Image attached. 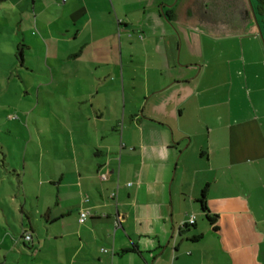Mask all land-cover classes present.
Wrapping results in <instances>:
<instances>
[{"label": "crops", "instance_id": "0c3cea01", "mask_svg": "<svg viewBox=\"0 0 264 264\" xmlns=\"http://www.w3.org/2000/svg\"><path fill=\"white\" fill-rule=\"evenodd\" d=\"M173 1L0 0L17 36L42 37L51 61L44 85L59 94L53 130L27 149L32 163L9 197L19 210L0 214V264H264L261 115L230 109L227 164L200 147L211 166L191 165L204 101L177 28L189 0ZM125 34L142 45L124 52ZM206 187L217 230L198 202Z\"/></svg>", "mask_w": 264, "mask_h": 264}, {"label": "rangeland", "instance_id": "374dc122", "mask_svg": "<svg viewBox=\"0 0 264 264\" xmlns=\"http://www.w3.org/2000/svg\"><path fill=\"white\" fill-rule=\"evenodd\" d=\"M175 3L180 6L182 0H174L172 5ZM186 9L182 26L177 28L183 32V52L189 47L190 62L197 65L194 76H198L196 83L202 91L199 97L204 101V118L194 121L198 135L187 152L188 160L191 165L207 169L213 159L209 161L205 156L199 159L198 149L201 147L205 152L218 149L220 160L217 163L224 166L227 164L225 147L231 122L230 109H237V115L245 118L252 115L251 110L256 108L264 125V16L259 11L257 0H189ZM131 14L132 22H141L145 17L143 10ZM250 15L251 20L248 19ZM3 17L2 14L0 214L3 211L10 214L19 207L16 201L9 202V197L17 198L19 195L23 164L28 166L32 163L28 156L25 159L27 149L37 146L43 132L53 130L52 107L59 94L55 95L52 85H44L49 78L51 61L47 64L42 37L17 36V20L10 19L8 24ZM130 28L138 27L132 25ZM122 42L124 52L133 49L129 43L142 45L137 44L140 43L138 37H129V34L122 37ZM136 48L143 51L141 47ZM149 50L152 51V47ZM229 66L233 78L229 74ZM216 101L221 105L213 106ZM190 122L187 124L191 125ZM209 128L212 129L211 137L207 131ZM225 172L231 174L228 170ZM225 172L221 170V177ZM26 180H29V170Z\"/></svg>", "mask_w": 264, "mask_h": 264}, {"label": "trees", "instance_id": "16d2710c", "mask_svg": "<svg viewBox=\"0 0 264 264\" xmlns=\"http://www.w3.org/2000/svg\"><path fill=\"white\" fill-rule=\"evenodd\" d=\"M258 1V6H259V11L261 13L262 16H264V0H257ZM167 17L169 19H171V16H169V14H167ZM207 192H208V187H206L203 191H202V195L200 197V199L198 200V202L200 203L201 209L205 215V218L208 220V222L210 223V225H212L214 227L215 230H217V221H218V216L217 215H213L211 213V211L209 210L208 206H207ZM193 225H189L186 224L183 229L184 230H188L190 229V227H193ZM202 238V235L199 236H195L192 238V241H198Z\"/></svg>", "mask_w": 264, "mask_h": 264}, {"label": "built area", "instance_id": "2783aa9c", "mask_svg": "<svg viewBox=\"0 0 264 264\" xmlns=\"http://www.w3.org/2000/svg\"><path fill=\"white\" fill-rule=\"evenodd\" d=\"M89 216H90L89 211H86V210L81 211L80 219H79L80 223H85ZM195 222H196V217L193 215L190 217L189 222L187 224L193 225V224H195ZM24 239L28 242H31L32 241V235L29 233L25 234ZM104 252H108V250H104Z\"/></svg>", "mask_w": 264, "mask_h": 264}, {"label": "flooded vegetation", "instance_id": "af4514ba", "mask_svg": "<svg viewBox=\"0 0 264 264\" xmlns=\"http://www.w3.org/2000/svg\"><path fill=\"white\" fill-rule=\"evenodd\" d=\"M229 1V0H228ZM259 5V4H258ZM247 16H249V14L247 15ZM248 19H250L251 20V15H250V17H248Z\"/></svg>", "mask_w": 264, "mask_h": 264}]
</instances>
